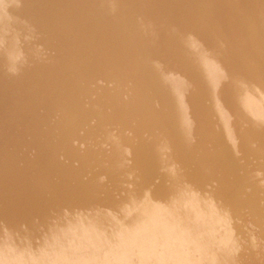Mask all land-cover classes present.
Wrapping results in <instances>:
<instances>
[{
  "label": "rangeland",
  "instance_id": "obj_1",
  "mask_svg": "<svg viewBox=\"0 0 264 264\" xmlns=\"http://www.w3.org/2000/svg\"><path fill=\"white\" fill-rule=\"evenodd\" d=\"M18 1L23 3V7L19 5L22 10L19 13L23 12V15L19 13V15L16 14L17 16L14 13L7 15L6 9H0L2 10L0 20L2 19L1 22L4 24L2 26L0 22V28L5 27L0 29L2 31H0V52L5 53L6 51L8 55L10 51L15 53H13L14 55L11 54L15 60H10V55L9 57L4 56L3 53L0 55V243L2 245V247L0 246V254L2 253L1 250L6 249L2 254L12 260L19 257L20 250L23 251V256H32L34 252L33 256L35 257L36 254L41 253L39 250L42 249V251L50 250L49 253L53 254L54 257L57 253L56 261L60 258L61 260H58L56 264H68L71 260L64 261L68 256L72 259L71 264H73V260L77 262V259L79 262H84L83 259L85 258V261H88L92 258V250L90 249L91 251L88 252L84 249L86 251L84 254L77 242L80 237L81 240L83 239L79 235L82 232L79 228H83L81 219H85L86 210L92 206V202L94 201L99 205L110 202V205L113 204L114 206L116 200L127 202L129 201L126 200L127 196L130 198L135 193L142 195L146 188L139 189V185L145 178L144 173L157 176L159 171L161 173L165 172L166 169L171 170L173 163L171 159H166L164 165L160 164L156 167L157 157L153 154L151 147L143 141L144 137L133 134V141L123 133L122 136L125 140H121L122 147L120 146V150L122 153L120 158L114 157L111 159L112 161L107 158V161L96 159L102 163L97 165L94 158H91L92 155L80 152L82 148L77 145L79 140L74 137H77L75 135L80 132L85 137L84 131H90L89 128L92 130L94 128L97 134L98 131H103L104 125H99V122L95 120L92 121V124H77L76 133L69 135L68 140H64L62 128L65 126H62L61 121L56 119H59L62 112L67 111L71 112L72 119L75 116L72 121H77L75 119L82 114L80 110L77 113L74 112L83 105L85 107L83 115H93V112L113 114L114 111L109 110L110 104L108 103L117 105L128 101V99L129 101L133 99L135 90L131 89L130 85L134 80L140 77L152 78L161 73L165 78L166 85L157 86L163 93L164 102L171 103L172 107L170 108L173 111L185 112L186 107L181 103L190 104L189 98L186 97L187 91H185L188 87L185 84H190L197 89L195 95L197 96L198 108H201L202 112L205 109L209 110L211 118L214 119L213 124L224 129L225 134L229 133L228 129L232 122L228 121V116L233 115L229 112L232 107L228 105L225 108L224 102L228 101L226 97L225 99L215 97H217V91L223 94V89L219 85L222 83V78H224L223 81L225 78L229 80V74H232L231 67L240 72L244 71L245 75L247 74L246 78L251 80L247 86L251 88L247 89L246 87L244 92L242 89L238 90V95L244 93L246 98L243 100L245 101L250 97L255 98L257 100L255 104L260 107V111L264 110V0H77L78 2L75 0V3L73 0H68L66 3L64 0L61 2L60 0ZM107 1L108 3L111 2L109 6L106 5ZM68 3L72 4L70 6L74 8H72L73 12L70 11L71 13L69 12L70 6L68 9H66L67 7L64 8L69 5ZM64 4L66 5L64 6ZM78 5L80 8L82 7L80 10L79 7L77 8ZM37 7L41 8H39L41 12ZM87 7L88 11L85 9ZM84 9L86 10L85 13L82 12ZM203 10L207 14H203L202 19L197 20L196 17L201 15ZM3 11L6 12L4 15L2 14ZM29 11L32 13L30 14ZM63 11H65V15ZM51 12L57 15L59 13V15L55 16ZM61 16H63L62 18L67 17L66 20H57ZM205 16L211 18L207 19ZM6 18H13L14 20L8 21ZM68 18H75L76 20ZM67 21L70 27L77 29H72L73 31L76 30V33L71 28L69 29L72 33L68 28H65ZM58 26L64 27L61 29L62 27ZM90 27L91 29H89ZM62 30L68 31L65 33ZM89 32L90 36L86 34ZM169 35L170 37H168ZM190 36L195 40L193 45L190 43ZM68 37L72 38L75 43H71L72 39H68ZM171 37L176 41L177 47L174 46L173 42L169 44L168 39H172ZM10 38H13L11 43L8 41ZM163 38L165 41L162 40ZM5 42L7 48L10 45L11 49L4 46ZM76 42L79 44L75 48ZM59 43L65 47L61 48ZM12 44H15L14 46L18 44V48L13 50ZM69 47L74 48L71 50ZM154 48V53L156 52L158 55L157 58H150L149 63L143 69L140 68L142 66H133L134 61H139L137 59L142 51L149 50L151 52ZM38 60L43 61V63ZM80 61L81 63L84 61L82 66ZM97 61L98 64L96 65ZM44 62H48V64L44 65ZM78 65L81 66V69L77 68ZM95 65L101 67L95 69ZM75 67L76 70H74ZM12 68H19V73L12 75L9 71ZM105 70L107 74L105 72V76H101L100 74H103ZM75 73L78 77L80 76L77 78L78 83L77 79L76 81L72 79L73 74L77 76ZM86 81L88 84H85L94 87L89 86L90 88L88 87L86 90L82 89L87 86H84ZM150 94L148 95L150 96ZM136 100L139 101V99ZM52 101L57 104L55 105ZM47 102H49L48 105ZM50 102L52 107H49ZM252 103L248 104L251 105ZM69 141L70 144L73 142L72 146L66 144ZM81 157H84V160ZM121 162L125 163L124 165L128 170L123 169ZM80 180L82 181L80 182ZM37 183L39 187H37ZM45 193L47 196L43 195ZM122 202H120L121 205ZM120 204L117 203V206L114 207L117 208ZM114 207H111L110 211H115ZM259 207L264 214V196L260 198ZM120 213V210L107 213L110 218L100 219V225L103 226L98 229L95 226V232L83 228L89 233L93 231L91 234H95L93 236L90 234L89 240L85 236L86 238L84 237L82 243L85 245L94 241L97 244L96 247L105 246L104 243L109 239L111 240L117 233L113 228L126 225L125 219ZM77 222L82 226H75ZM247 222L248 228L257 239L259 246L264 248V240H262L264 236L258 237V230L251 222ZM19 228L20 230H18ZM63 239L65 242L67 241L68 245L71 241L73 242L72 245H69V248L72 246V250L66 248ZM55 240H58L59 243ZM8 245H12L11 248H7ZM77 245L78 248L75 247ZM62 246L64 247L62 248ZM7 250L10 251L7 252ZM24 250L28 251L27 255H25L24 252L26 251ZM65 250L68 251L64 252ZM37 251L39 252L37 253ZM59 251L63 252L59 253ZM62 253L64 258L65 253H68L65 259L61 256ZM2 254V260H6ZM50 254L47 252L44 255ZM70 254L72 255L70 256ZM83 254H90L88 255L89 258ZM53 255L48 257L51 258ZM39 256L42 257L40 254ZM72 256L73 258L76 256V261ZM8 257L7 259H9ZM40 257L38 258L40 259ZM46 258L44 257L47 263L43 261L45 264H49L51 261L55 262V258L52 260L49 258L50 262ZM44 259L41 258V260Z\"/></svg>",
  "mask_w": 264,
  "mask_h": 264
},
{
  "label": "bare ground",
  "instance_id": "obj_2",
  "mask_svg": "<svg viewBox=\"0 0 264 264\" xmlns=\"http://www.w3.org/2000/svg\"><path fill=\"white\" fill-rule=\"evenodd\" d=\"M61 1L62 0H60V2ZM64 1H65V3L68 2V0H64ZM73 1L75 3L77 0L76 1L73 0ZM80 1H82V0H80ZM110 3L111 2L108 3V1H107L106 5L109 6ZM19 5H22V7H23V3L18 1V0H0V9L1 8L6 9L7 15H12V13H14L16 15L19 12H21L22 10L20 9ZM65 5L66 4H64V6ZM70 5L72 6V4H69V5H66L64 8L67 7L66 9H68V6H70ZM31 6H33V5H31ZM73 6H74V4H73ZM75 7H76V4H75ZM78 7H79V10L82 8V7L80 8L79 5L77 6V8ZM64 8H61V9L65 10ZM72 8L73 7H71V10L69 9V12L74 9V8L73 9ZM110 8H112V7L110 6ZM29 9H30V7H29ZM61 9H59V10H61ZM85 9H87V11H88V7ZM85 9L82 10V12L86 11ZM39 10H37V12H39ZM1 11L2 10H0V12ZM5 11H3V13H2L3 15L6 13ZM75 11H76V9L74 10V12ZM77 11H78V9H77ZM40 12H41V10H40ZM64 12L65 11H63V14H64ZM66 12H68V11H66ZM22 13H19V14L23 15ZM31 13L32 12H30V14ZM86 13H88V12H86ZM37 14H39V13H37ZM44 14H46V13H44ZM51 14H54V13L51 12ZM51 14H50V17H51ZM75 14H76V12H75ZM203 14L204 15L207 14V13L205 14V10H203V13L201 15H198L197 17L195 15L196 19L201 20L203 17ZM25 15H28V14H25ZM34 15H36V14H34ZM54 15L58 16L59 13H58V15L57 14H54ZM82 16H84V15H82ZM62 17L63 16H61L60 18H57V20H66V18H67V17L66 18L64 17L65 18L64 19ZM68 17H69V15H68ZM205 17L207 19L211 18L210 16H209L210 18L207 16H205ZM10 18H11V16H10ZM10 18H6V19L8 21L14 20L13 18L12 19H10ZM93 18H94V16H93ZM68 19L74 20L75 18L74 19L68 18ZM1 20H0V22H1ZM43 20H45V19H43ZM22 21H23V19H22ZM32 22H30V23L33 24ZM59 22L61 23V21H59ZM86 22H88V21L86 20ZM1 23H0V25H1ZM70 23H72V22H70ZM3 25L4 24L2 23V26ZM60 25H62V23ZM69 25L70 24L67 21L65 28H68V29L71 28V30L76 29V28L70 27ZM79 25H80V23H79ZM91 25H92V22H91ZM58 27H62V26H58ZM63 27L61 29H63ZM75 27H77L76 24H75ZM4 28H2V29H4ZM61 29H59V32H61L60 31ZM79 29H82V27L81 28L79 27ZM87 29H88V27H87ZM89 29H91V27ZM76 30H74V31L72 30V31L76 33L77 32ZM62 31L66 33L68 30L67 31L62 30ZM72 31H71V33H72ZM80 31H82V30H80ZM62 33H61V36H62V39L64 40L63 34L65 36H66V34L65 33L62 34ZM71 33L68 32V34H70V35H71ZM79 34H81V33L79 32ZM79 34L77 35L78 39H79ZM86 34L87 35L89 34V36H90V32L86 33ZM58 36H59V33H58ZM70 37L75 38L76 36L75 37L70 36ZM70 37H68V39H72ZM168 37H170V35ZM171 38L172 39H170V38L168 39L169 44L173 42L174 46H176V41L174 40L173 37H171ZM193 39L194 38H192V37L190 39L191 45H193L195 43V40H193ZM12 40H13V38L8 39V41L10 43L12 42ZM66 40H67V38H66ZM66 40H65V42H66ZM162 40L165 41L164 38ZM90 41H92V40H90ZM61 42L62 41H60V43ZM68 42H70V40H68ZM72 42L75 43V41L73 39H72L71 43ZM79 42H80V39H79ZM86 43H87V41H86ZM61 44H63V43H61ZM78 44L76 42V45L74 44V47L76 48V46ZM82 44H84V43H82ZM12 45H11V47L13 50L18 48V46H17L18 44L16 46H14L15 44L13 46ZM60 45H59V47H60ZM195 45H197V44H195ZM4 46L6 48L8 47L6 45V42L4 43ZM63 46L64 45H61V48H63ZM74 47H69V48L71 49ZM3 49H4V47H3ZM7 49H11L10 45H9V48H7ZM154 50H155V48L152 49L151 52L154 53ZM142 52H143V54H142ZM142 52L140 53L141 55L138 57V59L136 58L139 61L138 62L134 61V64H133V66L134 65L142 66V67H140L141 69H143L147 63H149L150 58L155 59L158 56L156 54V52L154 53L156 55L155 56L149 50H144ZM1 53H3V52L1 51L0 55H2ZM6 53L7 52L5 51V53H3V55L6 57L7 56L9 57V55H10V57H9L10 60L11 59L15 60L13 58V56H11V54H13L14 51L13 52L10 51L9 55H8V53L7 54ZM38 61H40V60H38ZM81 61H80V65L84 62L83 61L81 63ZM99 61L101 62L100 59H99ZM40 62L43 63V61H40ZM47 64H48V62H44V65H47ZM97 64H98V61L96 62V65ZM80 65H78L77 68L81 69L80 67L82 65L81 66ZM96 65H95V69H97L96 67H101L99 65L98 66H96ZM230 69H231L232 74H229V80L225 78V81H223L224 78H222V83L219 85V87H222V89H223V94L222 93L220 94V92L218 93V91H217V93H216L217 97H215L218 99H219V97L224 98V99L226 97V100H228V101L224 102L225 108L228 105H230L232 107L231 109L229 108L230 111L228 110L229 112L233 113V115L228 116V121L232 122V125H230L231 127L228 129L229 133H227V134L224 133V131H223L224 129L218 128L217 125L213 124L214 119L211 118V114H210L209 110L207 111L204 108L205 111L202 112L201 108H198V103H197L198 101L196 99L197 96L195 95V92L197 91V89L194 86H190V84H185V86H188L187 90H185V91H187L186 97L189 98L191 105L186 103V102H183V103H181V105L186 107L184 113H179V111H176V110L173 111L170 108V107H172L171 103H165L164 102L163 93L160 90V88L157 86V85L162 86V84L166 85V82L164 81L165 78L163 77V74H161V73L159 75H156V76L154 75L152 78H146V77L141 78L140 77L139 79L134 80L132 85H130L131 89L135 90L134 91L135 93L133 94V96H134L133 99L134 100L139 99V101H137V100L131 101L133 99H131L129 101V99H128V101L122 102V104L118 103L117 105H115L114 103H112V104L108 103V104H110L109 110L111 109L112 111H114L113 114H108V113L102 114V113L93 112L92 113L93 115H89V114L83 115V111L85 110L84 105H83V107L80 106V108L78 110H76V112H74V113H77L79 110L81 111L82 115L78 116L75 119L77 121H72V120H74L75 116L72 119L71 118V115H72L71 112L64 111L60 114L59 119H56V120H60L62 123V126H65L62 128V130H63L62 133H64V136H65L64 140H68L69 135L76 133L77 124H84V125L88 124V123L92 124V121L95 120L96 122H99V125H102V124L104 125V127H103L104 129L102 132L98 131L96 134L95 133L96 130L94 128L92 130L91 128L88 127L90 129V131H84L85 137H83L81 135V132L78 133L77 135H75L77 137H74V138L79 140L77 145L80 148H82L81 149L82 151H80V152L92 155V157L91 156L90 157L94 158L97 165H100L102 163L100 162V160H96V159L106 160V158H107L109 161H112L111 159L114 157L118 156L117 158H120V154L122 153L120 150V146L122 147L121 140L124 139L123 138L124 136H122L123 133H125V135H127V137H130V140H133V141H134V135L133 134H139L142 137H144L143 141H145V143H147L151 147L153 154L157 157L158 163L156 164V167H158L160 164L164 165V162L166 159H171V161L173 163L172 167L170 168L171 170L166 169L165 172H161V173L159 171V172H157V173H159V174H157V176H155V175L151 176L150 174L144 173L145 178L142 180V184L139 185V189L143 190L144 188H146V190H144L142 195L139 193H137V194L135 193V194L131 195L130 198H129V196H127L126 200H129L127 202H122L121 200H116L114 206H117V203L120 204V202H122V205L120 204V206H118L117 208H115L113 206V204L110 205V202L105 204V205H104V203L99 205L93 201L92 206L86 210L87 211L86 213L84 212L85 213V215H84L85 219L84 220L81 219L83 228H85L87 230H93V231L96 230L95 226H97V229L101 228L100 226H103V225H100V223H101L100 219H104L106 217L110 218L109 214H107V213H114V212L120 210V212H121L120 214L124 217L126 225H122V227H116L113 229H115L116 232H120L122 230L132 228V227L137 226V225H142L145 223L154 224L156 226V234L167 241L168 247H167L166 255H167V258L169 260V263H175V264H196V263L197 264H264V248L259 246L257 239L252 234V232H250V230L248 228V222H247V221L251 222L253 224V226H255V228L258 230V232H259L258 237L264 236V214H262V211L259 207L260 206V198H262V196H264V115H262V112H264V110L260 111V107L257 104H255V102L257 101V100H255V98L250 97L248 100L245 101V100H243L244 98H246L245 97L246 95H244V93H243V95H240V96L238 95L239 94L238 90L242 89L244 92L245 88L247 86H249V82L251 80H249V78L248 79L246 78L247 74L245 75L244 71L240 72L238 69H236L234 67H231ZM74 70H76V67L74 68ZM78 71H76L77 74H78ZM102 71H100V72L102 73ZM107 71H108V69H107ZM97 72H99V71L97 70ZM105 72H106V70L104 71L103 74H100V75L105 76ZM250 72H252V71H250ZM106 74H107V72H106ZM82 76H84V75H82ZM141 76H142V74H141ZM79 77H78V75L77 76H75L74 74L72 75V79L75 81ZM94 77L96 78L95 75H94ZM94 77H92V78H94ZM92 78H90V79H92ZM95 78H94V80H95ZM78 82L79 81L77 79V83ZM85 83L88 84V81L84 82V86L87 85ZM89 84H91V83L89 82ZM218 84H216V85H218ZM89 86H92V85H89ZM89 86L87 85L85 88H82V89L86 90V89H88ZM92 87H94V86H92ZM250 88L251 87H247V89H250ZM117 93H119V92H117ZM149 93H151L150 96L148 95ZM115 94H116V92H115ZM110 98H109V100H112ZM105 100H107V99H105ZM251 101H254V102L252 103ZM109 102H111V101H109ZM52 103H55V105L57 104L56 102H53V101H52ZM52 103H51V105H49V107L50 106L52 107ZM248 103H252V104L250 105ZM46 104L48 105L49 102H47ZM119 105H120V107H117ZM46 109H47V106H46ZM0 114H1V112H0ZM64 122H66V123H64ZM74 122H76V123H74ZM225 130H227V129H225ZM123 142H125V141H123ZM66 144L72 146L73 142H72V144H70V141H69ZM64 152H65V149H64ZM56 155H58V154H56ZM61 158H62V156H61ZM59 159H60V157H59ZM81 159L84 160V157H81ZM113 161H114V159H113ZM72 163H73V161H72ZM121 163L123 164L122 165L123 169H125V171H126L127 168L124 165L125 163H123V162H121ZM88 167H90V166H88ZM169 167H167V168H169ZM91 168H93V166H91ZM107 172H108V170H107ZM55 173H56V171H55ZM84 173H85V171H84ZM55 176H56V174H55ZM153 178H155V179H153ZM105 179H106V177H105ZM81 181L82 180H80V182ZM106 181H107V179H106ZM16 183H18V182H16ZM69 183H71V182H69ZM73 184L75 185V183H73ZM37 185H38V183H37ZM57 185L59 186V184H57ZM76 185H78V184H76ZM43 186L44 185L42 184V187ZM79 186L81 187V185H79ZM127 186H128V184H127ZM37 187H39V185ZM130 188H131V186H130ZM84 189H87V188H84ZM30 191H31V189H30ZM65 191H66V188H65ZM138 191L139 190L137 189V192ZM69 192H72V191H69ZM80 192L82 193V191H80ZM4 193H6V192L4 191ZM10 194H9V196H10ZM43 195L47 196L46 193ZM21 198H23V197H21ZM49 200H51V199H49ZM4 203L6 204V202H4ZM68 203H69V201H68ZM1 204H2V202H1ZM6 205H9V204L7 203ZM6 207H5V209H7ZM75 207H76V205H75ZM111 207H114L115 211H110ZM0 210H1V208H0ZM66 215H67V213H66ZM96 215H98V216H96ZM95 219H97V220H95ZM55 221H56V219H55ZM5 224H6V222H5ZM82 225H80L78 222L75 224V226H80V227ZM77 228H79V227H77ZM83 228L82 229L79 228L80 231H82L79 235L82 236L83 239L86 236L89 240L90 238L88 236H90L91 232H93V231H91L89 233L88 231H86ZM106 228H108V227H106ZM3 230H5V229H3ZM18 230H20V228ZM24 231H25V229H24ZM58 232H59V230H58ZM97 232L99 233V230ZM100 233H101V231H100ZM94 234L92 233L91 235L93 236ZM38 236H40V235H38ZM110 236H111V234H110ZM4 238H3V240H4ZM78 239L79 238L77 237V240ZM83 239L81 240V237H80L78 242L75 241L80 246L79 247L77 245L75 247L82 248L83 250H81V251H84V249H86V251H88V252L91 251L94 247H96L97 244H95L94 241L91 243L90 242L86 243L84 245V243H82L84 241ZM91 239H92V237H91ZM262 240H264V237H262ZM59 241H61V240H59ZM56 242L59 243L58 240ZM63 242H65L64 239H63ZM18 243H20V242H18ZM61 243H62V241H61ZM71 243L73 244L72 241H71ZM4 244H5V242H4ZM81 244H83V245H81ZM5 245H7V244H5ZM47 245H48V243H47ZM69 245L66 243L67 249L70 247ZM0 246L2 247L1 243H0ZM11 246H9L7 248H11ZM3 247L6 248V246H3ZM63 247L64 246H62V248ZM99 247H101V246L99 245ZM35 248H36V246H35ZM42 248H43V246H42ZM71 248H72V246H71ZM71 248H69L68 250L73 249V248L72 249ZM14 249H15V247H14ZM56 249H58V248H56ZM59 249L64 250L61 248H59ZM68 250H65L64 252H66ZM4 251H6V249H4ZM4 251L1 250L2 253ZM8 251H10V250H7V252ZM18 251H19V249H18ZM20 251H21V255H22L23 251L22 250H20ZM20 251H19V256H21ZM24 251H26L24 253H25V255H27L26 253L28 251L27 250H24ZM32 251H34V250H32ZM39 251H41V253H39V254L42 257H40L39 254H36L35 257L36 258L40 257V260H41V258L44 259V257H47L46 259L48 260V262H50L49 260L50 259L52 260V258L54 257L53 254L49 253L50 250L49 251L44 250L45 251L44 254L46 255L48 252V254H50L51 256L53 255V257H51V258L48 257L50 255L45 256L44 254H42V252H44V251H42V249H40ZM39 251H37V253ZM78 251H80V250H78ZM86 251H84V254ZM51 252H53V251H51ZM60 252H63V251H59V253ZM9 253L11 254V252H9ZM70 253H72V252H70ZM1 254H0V257H1ZM12 254H13V251H12ZM33 254H34V252H33ZM33 254H32V256H33ZM65 254L68 255V253H65ZM80 254L82 255V253H80ZM66 255H65V258L67 257ZM71 255L72 254H70V256ZM75 255H77V254H75ZM78 255H79V253H78ZM78 255H77V257H78ZM88 255H90V254H88ZM88 255H84V256L86 257ZM2 256L4 257L3 254H2ZM61 256L62 257L64 256L63 253L61 254ZM5 257H6V255H5ZM7 257H6L7 261H9V259L11 260V258L8 257L9 259H7ZM10 257H13V256L10 255ZM15 257H17V255H15ZM57 257H58V255L56 253V256L54 257L55 259L53 258L55 260V262L51 261V263L56 264V263H58L57 262L58 260H61V258H60L56 261ZM65 258L63 257V259H65ZM67 258H66V260H64L65 262L67 260L72 261V259L69 256ZM72 258H73V256H72ZM75 258H76V256L73 259H75ZM79 258L82 259L81 257H79ZM88 258H89V256H88ZM1 259H2V257H1ZM76 259H75V261H76ZM85 259H83L84 262H85ZM78 260L79 259H77V262H79ZM41 261H45V263H47L45 259L41 260ZM80 261H82V260H80ZM51 263H49V264H51ZM73 264H74V260H73Z\"/></svg>",
  "mask_w": 264,
  "mask_h": 264
},
{
  "label": "clouds",
  "instance_id": "obj_3",
  "mask_svg": "<svg viewBox=\"0 0 264 264\" xmlns=\"http://www.w3.org/2000/svg\"><path fill=\"white\" fill-rule=\"evenodd\" d=\"M12 75L19 68L9 70ZM167 241L156 234L154 224H142L117 232L103 247L92 249V258L74 264H169ZM0 264H44L34 256H19Z\"/></svg>",
  "mask_w": 264,
  "mask_h": 264
}]
</instances>
